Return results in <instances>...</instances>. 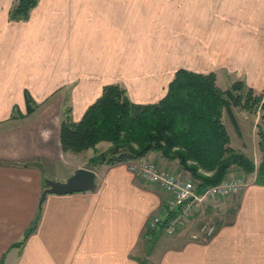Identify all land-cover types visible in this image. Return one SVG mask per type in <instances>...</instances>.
<instances>
[{
	"label": "crops",
	"instance_id": "1",
	"mask_svg": "<svg viewBox=\"0 0 264 264\" xmlns=\"http://www.w3.org/2000/svg\"><path fill=\"white\" fill-rule=\"evenodd\" d=\"M16 1L0 0V261L264 264V183L256 171L233 167L245 175L243 188L206 201L175 234L149 229L169 194L131 170L139 159L87 165L71 157L74 170H95V189L48 193L39 204L55 164L77 156L60 142L65 104L79 120L110 83L114 59L143 56L144 33H158L148 37L156 47L159 33L169 34L167 50L154 52L155 68L136 75L147 97L137 102L159 100L181 67L214 72L223 89L243 80L264 91V0H39L27 19L12 20ZM162 67L170 77L161 76ZM26 90L38 103L30 114ZM256 113L234 104L223 112L240 140L236 147L247 154ZM142 158L191 176L159 151ZM204 221L214 223L213 234L193 238Z\"/></svg>",
	"mask_w": 264,
	"mask_h": 264
},
{
	"label": "trees",
	"instance_id": "2",
	"mask_svg": "<svg viewBox=\"0 0 264 264\" xmlns=\"http://www.w3.org/2000/svg\"><path fill=\"white\" fill-rule=\"evenodd\" d=\"M38 1L17 0L10 9V18L27 19ZM241 90L245 91L238 93ZM25 98L26 114H30L38 103L27 90ZM233 104L249 110L258 105L264 109V91L256 93L243 80L222 89L214 72L201 73L182 67L175 71L164 96L155 102L134 101L125 86L111 82L103 86L101 94L79 120L72 118L70 106L65 108L60 142L64 151L79 153L96 148L100 141H109V152L99 159L91 157L92 164H115L141 158L151 150L159 151L166 158L177 160L197 180L198 191L222 181L232 166L245 173L256 171V181L264 183V130H260L262 158L256 165L247 154L231 145L223 112L231 113ZM35 225L36 222L31 228Z\"/></svg>",
	"mask_w": 264,
	"mask_h": 264
},
{
	"label": "built area",
	"instance_id": "3",
	"mask_svg": "<svg viewBox=\"0 0 264 264\" xmlns=\"http://www.w3.org/2000/svg\"><path fill=\"white\" fill-rule=\"evenodd\" d=\"M130 167L140 179L158 184L169 194L163 215L153 216L149 222V229L161 227L168 234L177 233L186 220L196 217L197 211L206 201L234 195L245 185L241 176H226L219 183L198 191L193 178L187 177L183 171L162 167L156 161L139 159ZM214 229V223L204 221L192 237L198 238L200 234L209 237Z\"/></svg>",
	"mask_w": 264,
	"mask_h": 264
},
{
	"label": "rangeland",
	"instance_id": "4",
	"mask_svg": "<svg viewBox=\"0 0 264 264\" xmlns=\"http://www.w3.org/2000/svg\"><path fill=\"white\" fill-rule=\"evenodd\" d=\"M135 34H137V33H135ZM144 34H145L146 43H145V47L143 48V51H144L143 56L140 57V59H114L112 75H111V79L109 81L110 83L111 82H113V83L119 82L123 86H125L126 88L128 87L130 89V92H131V95L130 94L129 95L134 101L138 100V99L147 98V97H145V92H144L145 90L138 86L139 80L136 79V75H141V74L147 75L150 71H152V69L155 68V65L153 64V59H155L154 52L156 50L160 51V52L167 50V41H168V34L169 33H159L160 34L159 47H156V45L154 46L153 42L152 41L150 42V39H148V37H151V39H152V36L154 37L158 33H144ZM141 51H142V49H141ZM163 67L160 70L161 76L163 75V77H167V75H168V77H170L171 73L167 74L166 73L167 71H165ZM167 81H168V78L163 79L161 81V83L163 85H166ZM216 81H217V79H216ZM217 84H218V82H217ZM221 85H223V84L221 83ZM247 87H249V86H247ZM163 88H165V90L167 89V87H163ZM244 91L241 90L238 93L244 92ZM236 93H237V91H236ZM256 93H260V92H256ZM67 98L68 97H66V99ZM66 103H68V102L66 101ZM67 105L68 104H65L64 108H66ZM238 106H241V105H238ZM241 108L246 109V108H243L242 106H241ZM246 110H249V109H246ZM249 111H250V113H256L257 112L256 114L258 115V121H257L256 126L254 127L253 135L251 137L249 135V137H250L249 139L251 142V151L249 152V154L245 153L244 151L243 152L245 154H247L248 157H250L251 159L256 161L257 165H258L261 161L262 153H263L261 145H260V142L262 139V134L260 133V130H264V118L262 117V115L264 114V109H262L258 105L255 110H249ZM225 123L227 124L228 129H229L228 131L230 133V136L232 137L231 145L233 147H235L236 149H238L236 147V145L241 146V143H240L238 136L235 133V130H234V127H233V124L231 121V117L229 116V114L225 116ZM252 124L250 126V131L252 129ZM247 128H248V125H247ZM236 141H237V144L235 143ZM110 146H111V143L109 141L104 140V141H100L97 144L96 148H89L87 150L79 152L76 154L77 156L69 155V158H67V159L65 158L66 163H62L61 161H58L55 164V169H54L55 173L54 174H56V175H50L51 178L62 180V178L64 179L68 175H70L74 171L73 165L71 163L73 160L72 158H78L82 161H85L87 165H93L90 161V158L93 156H97L99 159L103 153L109 152ZM239 150H241V149H239ZM138 159H148V158H142L141 157ZM148 160H152V159H148ZM153 161H155V160H153ZM136 162H137V160L133 163H136ZM232 167H238V166H232ZM178 170L182 171L180 169H178ZM234 170L235 169L231 168V170L227 176H239V177L241 176L244 178V181H245V179H246L245 175L242 174V172L234 171ZM185 175L187 176V174H185ZM190 177H192V176H190ZM194 180L197 181L196 179H194ZM208 213L211 215H215L214 209L208 211Z\"/></svg>",
	"mask_w": 264,
	"mask_h": 264
},
{
	"label": "water",
	"instance_id": "5",
	"mask_svg": "<svg viewBox=\"0 0 264 264\" xmlns=\"http://www.w3.org/2000/svg\"><path fill=\"white\" fill-rule=\"evenodd\" d=\"M45 184L39 201L40 205L48 193H69L95 189L96 172L92 168L80 166L63 180L47 177Z\"/></svg>",
	"mask_w": 264,
	"mask_h": 264
}]
</instances>
